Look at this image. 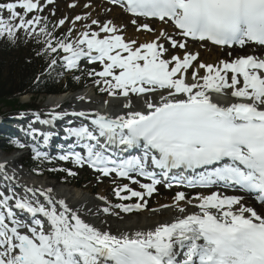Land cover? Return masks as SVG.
I'll return each mask as SVG.
<instances>
[{
    "label": "snow or ice",
    "instance_id": "obj_1",
    "mask_svg": "<svg viewBox=\"0 0 264 264\" xmlns=\"http://www.w3.org/2000/svg\"><path fill=\"white\" fill-rule=\"evenodd\" d=\"M110 2L134 17L131 23L137 31L153 32L149 23H138V18L154 19L162 25L171 24L180 39L161 28L152 41L138 44L118 34L120 30L111 20L101 24L96 19L91 24L97 25L98 31L86 25L89 30L76 39H72L73 29L57 39L49 30L47 17L39 14L44 10L40 0L0 2V39L14 45L21 32L26 39H35L43 45L37 54L50 57L48 67L52 70L58 60L68 71L79 70L85 59L99 62L102 71L93 69L88 75L98 77L94 82L104 85L100 91L124 97L127 110L109 116L54 108L47 119L33 113V123L41 125L54 126L66 116L90 123L64 128L75 143L58 157L41 150L53 133L31 126V135L42 137V145L39 141L30 146L14 141L15 146L30 147L36 160L59 159L76 167L87 166L99 174L98 180L112 177L114 183L116 178L130 182L112 190L122 203L113 205L107 197L99 196L106 206L89 210L87 215H119L113 209L125 213L142 210L147 207L146 197H152L162 183L167 188L174 184L231 188L264 207V56L249 54L213 65L198 62L199 53L188 50L189 39L264 48V0ZM87 18L77 15L72 23ZM66 19L52 27L64 25ZM169 47L184 50L183 55L165 58ZM133 95L142 101L141 110L135 109ZM215 95L230 96L233 101L222 104ZM77 147L83 152L76 151ZM133 149L139 154L119 155ZM50 171L77 174L65 168ZM0 174L5 181L14 179L3 163ZM24 193L18 195L11 183L7 191L0 190V264H264V212L249 206L245 195L213 191L189 197L178 191L174 204L162 205L176 209L178 214L171 222L114 234L85 219L81 208L56 199L51 187L24 186ZM133 198L135 203H123ZM182 201L197 211L188 212Z\"/></svg>",
    "mask_w": 264,
    "mask_h": 264
},
{
    "label": "bare ground",
    "instance_id": "obj_2",
    "mask_svg": "<svg viewBox=\"0 0 264 264\" xmlns=\"http://www.w3.org/2000/svg\"><path fill=\"white\" fill-rule=\"evenodd\" d=\"M87 1H95V0H87ZM74 4H75V2H74ZM83 6L84 5H83L82 1H80L78 3V5H76L75 7H76V9L79 10V9H83ZM110 6H111L110 4H106V3L101 4V8L99 9V13L97 12L98 16L94 13L97 16L98 20H101L102 17L106 16V14H107L106 10L109 9ZM52 7H57L58 9H60V11H62V13H66L69 10L68 6H64V3L61 0H54ZM102 9H104V10H102ZM95 15H94V17H95ZM122 15H123V19H127L129 21H131L134 18L132 16H129L126 12H123V11H120V12L119 11H116V12L112 11L113 17L111 19L117 20V19L121 18ZM144 20L141 19L138 21H140L142 23ZM113 22H115L114 24L117 26V28L119 30L121 29V30L127 31L126 36L125 35L123 36L126 41L137 40V42L139 44V43H144V42H150L154 38V37L150 36L151 34L149 32H147L150 35L149 34L142 35L144 38L143 39L142 36L140 35V33L136 32V29H132V27L130 28L128 25H126L122 22H119V21L118 22L113 21ZM151 23L153 24L154 32L156 30L158 33V31L161 28H164L165 30H167L166 27L158 21H151ZM172 31H174V30H172ZM130 32H131V36H128V34ZM174 33L176 34V31H174ZM193 42H190V43L191 44H202V45L204 43V42L201 43V42H197V41H193ZM247 45L250 48V50L242 49V51H241L240 47H233V49H230L227 52L233 54L232 50H234V51L238 50L237 52H240V55H235V58L238 56H244V55H249V54L260 55L259 52H262L264 54V48H261L260 46L255 45V44H247ZM217 51H220L221 52L220 54H222V52H223V50H217ZM217 56L219 57V55H217ZM229 58H231V57L229 56ZM229 58H227L225 56L224 60L234 59V58H231V59H229ZM214 60H215V58L214 59L209 58V57L205 58V61L208 64L211 63L214 65ZM203 71L204 70H201V74H203ZM190 73H191V70L189 71L188 76H190ZM97 93H98L97 88L93 87L92 89L89 88V89H86L84 91H78L76 93L67 94V95H64L62 97H52L49 99V104L55 105L54 102H56L57 100H58V102H61L60 100H63V101L67 100V101L72 103L70 105L72 111H77V112L84 111V112H88V113L99 112L101 114H105V115H109V116L120 115V114H123L124 112L127 111L126 109L123 108V103L125 102V99H121L124 97H121V98L115 99V100L105 98V99L101 100V103L97 104L94 102ZM79 97H84V99H79ZM56 98H57V100H54ZM214 99L219 101L222 104L230 103L233 101V98H231L230 96H225V95H215ZM106 101H107V103H105ZM134 107L137 110H141L143 108L142 101L140 100L137 103H135ZM74 118L75 119L72 121L73 126H77L82 119H80L79 117H74ZM71 119L72 118H69V120H71ZM58 121H60V120H58ZM66 142H68V140H66ZM15 156H16V153L13 156L14 157L13 159H8L7 161H5L6 160L5 159L3 161L5 164V167L11 168L13 166V163H14V166H15V164H17L18 159ZM0 160H1V158H0ZM21 160H22V158L20 159V161ZM13 171H15V172L9 171V172H7V174L9 176H12L13 173H16L18 175V178H17L18 180L15 181V186H17V183H18L20 186H17V187L22 189L20 191L23 192V194H25L24 193V186H27L30 188H43V189L51 187L53 189V194L56 197V199H64L66 201V203L69 204V206H71L73 208H81L82 209V215H84L85 219H87L89 222L95 224L97 227H100L102 229H110L114 234L119 233V232L132 233L137 229L146 230L149 228H153L158 223L171 222L172 219L178 214L174 207L164 208V207H162V205H160L158 208H155V209L148 211L146 214H141V210H139V211L133 210V212L135 211L134 215H136L137 218H135L132 222L128 221L126 226L125 225L121 226V225H119L120 223L123 222V219L121 217V216H123V214H121V212L120 213L116 212L119 215H106V214H102V213H100L98 215H87L89 210H91L92 212H95L98 208H103L104 206H106L104 201L98 199L99 196L107 197L105 192H102L99 195L89 196L90 193H92V190H88V188H82V187L77 188L76 187L77 185H74V187H73V186H71L73 184H70L67 182L62 183L65 185L64 187H59L57 183L51 181L52 178L49 176H42V177H40V180H38L36 178H30V175L27 173V171H25L23 169L22 170L21 169H15V170L13 169ZM28 172H30L32 176L38 177V174L31 172L30 169L28 170ZM7 182H9V181H7ZM10 183L12 184V182H10ZM13 184H14V182H13ZM66 184H68V185H66ZM74 189H76V190H74ZM213 191H218V192H221V193L226 194V195H238L236 193H229V192L224 191L221 188H217V187L205 189L201 192H203V194H210ZM28 195L31 196L30 193ZM37 195L39 196V193H37ZM251 198H252L251 196H245V202L249 206L255 207L258 212H264V207H258L257 205L256 206L253 205V203H251V201H250ZM40 200L43 202V197H40ZM108 201L110 203H112V200L110 198L108 199ZM172 204H174V202H172ZM172 204L171 203H169V204L165 203L163 205H172ZM181 206H186V205L181 203ZM186 207H187L188 212L197 211V209L192 207L191 205H187ZM144 210H146V209H144ZM114 222H117V224H115ZM125 223L126 222H124V224Z\"/></svg>",
    "mask_w": 264,
    "mask_h": 264
},
{
    "label": "rangeland",
    "instance_id": "obj_3",
    "mask_svg": "<svg viewBox=\"0 0 264 264\" xmlns=\"http://www.w3.org/2000/svg\"><path fill=\"white\" fill-rule=\"evenodd\" d=\"M63 3H64V6H68L69 10L68 12L66 13H62V11H60V9H58L57 7H52V4H47L46 3V0H40V3L41 5L44 6V10L43 12L39 13L42 17H47V21H48V25L50 22L53 23V25L57 24V22L60 20V19H63V18H67L66 19V22L64 25L62 26H58L56 28H52V32H53V36L57 39H60V38H63L65 36V34H67L69 32V29H73L72 31V39H76L77 37H79L80 33L84 32V31H88L89 29L86 28L85 26L86 25H89L91 26V30L92 31H98V27L97 25H92L91 24V21L93 19H96L98 20L97 16H98V13H99V8H101L99 6V3L98 2H90L89 5H91L90 7H85L83 6V9H76V7H70L69 5H72L74 4L75 2V5H78V3L81 1V0H61ZM78 3H77V2ZM0 2H11V0H0ZM95 7L98 8V13L95 11L94 12V9L92 8L94 5ZM111 9V10H110ZM113 9V10H112ZM18 11H23L21 9H17ZM81 10V11H80ZM104 10V9H102ZM106 10V9H105ZM109 11V12H108ZM112 11H122V8L120 6H110L109 9L106 10V16L105 17H102L101 20H98L101 24L106 22V21H109L111 20L112 22L113 21H119V22H122L126 25H128L130 28L132 27V29H136V26L133 25L131 23V21L127 20V19H123V15L121 16V18L115 20V19H111L113 16H112ZM124 12V11H123ZM54 13V14H53ZM97 15H95V14ZM95 17H94V15ZM7 12H5V16H7ZM77 15H80V16H87L88 18L85 19V20H80V21H76L75 24L72 23V21L74 20V18L77 16ZM91 18V19H90ZM138 20H141V19H138ZM144 20V19H143ZM128 22V23H127ZM139 23H141L140 21H138ZM145 20L142 22L144 23ZM147 22V21H146ZM115 22H113L114 24ZM149 23V22H147ZM151 25V27L153 28V24L152 23H149ZM115 25V24H114ZM50 26V25H49ZM166 27V31L173 34L174 36L176 35L174 33V31H172L171 29L172 28V25L171 24H167V25H164ZM137 33H140V35H144V34H149L147 33V31L145 32L144 30H141L140 31H137ZM103 33H101V37L104 35H102ZM118 34L122 35V36H126L127 34V31L125 30H121L118 32ZM151 34V35H150ZM149 35L151 37H155L158 33L157 31L155 30V32L153 31V33L151 32ZM19 35V34H18ZM128 36H131V32L128 34ZM178 36V35H176ZM179 37V36H178ZM176 37L177 39H180V37L178 38ZM143 38V36H142ZM43 39V38H41ZM144 39V38H143ZM193 42V41H191ZM194 43V42H193ZM191 45V46H190ZM166 47H168V45L166 44L165 45ZM248 47V45H247ZM188 50L192 51V52H198L199 53V58H198V62H204L206 64H208L206 61H205V58L206 57H209V58H212L214 60V65L217 64L220 60H224L225 59V56L227 58H229V53L227 52L228 50H230L229 48H216V47H213V46H208L206 43H203L202 44H191L188 42ZM195 50V51H194ZM217 50H223L222 54H220L221 52L220 51H217ZM183 51L184 50H179V49H171L169 47V52L168 54L166 55L165 58H170L171 55L173 54H179V55H183ZM234 51V50H233ZM238 51V50H237ZM235 50V52L233 54H231V58H235V55H240V52H237ZM218 52V53H217ZM213 53V54H212ZM216 53V54H215ZM210 54V55H209ZM126 55V54H125ZM213 55V56H212ZM219 55V57L217 56ZM225 55V56H224ZM229 58V59H231ZM228 60V59H227ZM211 64V63H210ZM80 67L83 71H81L82 73H79L78 75H80V78H82V76H85V79H84V83L85 84H88V89L89 88H97V91L98 93L97 94H100L101 96H96L95 97V100L94 102L95 103H101V100L105 99V98H109L111 100H115L113 98H121V96H118V97H112L110 95H108V93L105 91V92H102L100 91V88L101 87H104L103 84L101 85H97L94 81L96 79H98V77H95V76H91L92 79H88L87 76L88 75V72L95 69V71L99 72V71H102L103 69V66L99 63V62H95V63H89L87 62V60L85 59L84 61H82L80 63ZM79 69V70H81ZM73 71H76V70H73ZM73 71H68V72H73ZM77 75V76H78ZM90 78V77H89ZM189 78H191V73H190V76ZM96 94V95H97ZM104 96V97H103ZM27 97V98H26ZM26 97H23L21 99V103H25L27 102L28 100L31 99L30 96H26ZM121 99H125V98H121ZM138 101H140V99L136 96H132V102L133 104L137 103ZM44 105H45V102H44ZM47 105V104H46ZM66 111H68V109H66ZM6 113L7 115L4 117L8 120H14V118H10L12 115L10 114L11 111L10 109H6L4 108L3 109V114ZM11 124V123H10ZM3 141L0 140V145ZM28 151L29 150H26L25 148L22 149L21 151V157L17 158L18 161H17V164H15V166L18 165L17 169H20L21 168V165H25L27 166L28 168H30L32 171H35L37 170V168L34 167V165H32L31 163V160L34 159L33 157H30V155H28ZM0 154L2 155V157L4 156V154H2L0 152ZM0 155V156H1ZM15 154H13L14 156ZM17 156V155H16ZM22 158V160L20 161V159ZM10 159V158H9ZM53 164V169H60V168H65V169H71L72 171L76 172L77 174L73 177V176H69L67 174V172H61V171H49L47 172V176L51 177L53 182L57 183L59 187H63L65 185H61L60 182H63V183H70V184H73L71 186L74 187V185H77L76 187L77 188H88V190H92V193H90L89 196H95V195H99L101 194L102 192H105L107 198L111 199L112 200V203L111 204H117V203H122V201H119L115 195L113 194V188L116 187V185L118 184H125V183H130L128 180H122V179H119V178H116L115 179V183L113 182V178L112 177H100V179L98 180L97 177H98V173L96 172H92V171H88L87 169H85L84 167L83 168H80V167H76L74 166L71 162H63V161H49ZM36 163V162H34ZM14 165V163H13ZM24 166V169L25 171H27V173L29 175H31L30 172H28V170L26 169V167ZM33 173H36V172H33ZM57 181H56V180ZM40 180V179H38ZM60 180V181H58ZM143 182V181H142ZM68 185V184H67ZM130 186L134 189H139V186L136 185V184H130ZM76 188V189H77ZM74 189V190H76ZM178 191H183L181 189H167L163 186H160L157 188V194L148 198L146 197L148 203H147V207L142 209L141 210V214H146L148 211L152 210V209H155V208H158L160 205H163V204H169L172 202H174L173 200V197L175 196L176 192ZM186 193L187 196L189 197H192V196H195L197 193H203V192H187V191H183ZM96 199V198H95ZM251 203L253 202V199L251 198ZM123 203H127V202H123ZM135 203V202H133ZM180 203H183L184 202H180ZM261 207V206H259ZM114 212H121V214H123L122 219H123V222L120 223L119 225L121 226H126L128 221L129 222H132L136 217V215H134V212H129L128 213H125V212H122L120 211V209H113ZM131 216V217H130ZM116 221V220H115ZM124 222H126L124 224ZM115 224H117V222H114Z\"/></svg>",
    "mask_w": 264,
    "mask_h": 264
},
{
    "label": "trees",
    "instance_id": "obj_4",
    "mask_svg": "<svg viewBox=\"0 0 264 264\" xmlns=\"http://www.w3.org/2000/svg\"><path fill=\"white\" fill-rule=\"evenodd\" d=\"M53 25L49 26L52 30ZM43 45L35 39H26L23 32L13 45L7 39H0V114L3 109L21 111L25 114L40 113L44 100L49 96L77 90L80 85L74 78L65 74V69L58 60L54 70L49 69L50 57L42 52ZM55 55V54H52ZM31 95L29 104L23 105L21 99ZM1 139L9 135H1ZM4 146L2 149H8ZM42 174H46L48 164L31 162Z\"/></svg>",
    "mask_w": 264,
    "mask_h": 264
}]
</instances>
